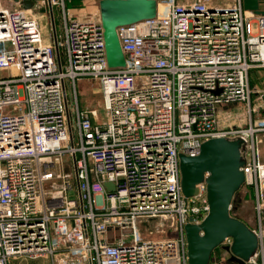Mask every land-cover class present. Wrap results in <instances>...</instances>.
I'll use <instances>...</instances> for the list:
<instances>
[{"label": "built area", "instance_id": "built-area-1", "mask_svg": "<svg viewBox=\"0 0 264 264\" xmlns=\"http://www.w3.org/2000/svg\"><path fill=\"white\" fill-rule=\"evenodd\" d=\"M44 1L58 12V58L26 10L0 5V264L64 248L83 264H189L185 228L203 223L209 201L205 181L183 194L180 155L218 138L243 140L259 240L245 264H264V123L221 128L218 118L221 105L250 102L264 15L243 0H157L155 18L117 29L126 66L110 68L101 17ZM78 79L100 82L103 124L79 108ZM148 221L174 235L144 238Z\"/></svg>", "mask_w": 264, "mask_h": 264}, {"label": "water", "instance_id": "water-1", "mask_svg": "<svg viewBox=\"0 0 264 264\" xmlns=\"http://www.w3.org/2000/svg\"><path fill=\"white\" fill-rule=\"evenodd\" d=\"M23 10H30L34 0H14ZM264 0H243L245 10L264 15L261 6ZM98 12L105 30L107 60L110 68H123L126 60L121 48L117 29L153 19L157 15V0H98ZM53 27V44L58 58L53 14L49 7ZM243 140L226 138L212 139L201 147L197 157L180 155L182 190L186 198L199 194L198 185L207 184L209 213L200 225L186 226L189 264H210L216 249L227 239L231 246L224 249L229 260L245 264L256 253L259 240L255 232L243 221L232 216L231 209L235 194L244 186L245 175L241 168L246 164L241 154ZM110 192L113 184H106Z\"/></svg>", "mask_w": 264, "mask_h": 264}, {"label": "rangeland", "instance_id": "rangeland-1", "mask_svg": "<svg viewBox=\"0 0 264 264\" xmlns=\"http://www.w3.org/2000/svg\"><path fill=\"white\" fill-rule=\"evenodd\" d=\"M229 0H213L215 5H225ZM233 0H230L232 2ZM98 0H64V7L68 14L79 20H94L100 17L97 7ZM0 4L10 10L20 9L21 6L12 0H0ZM16 4H18L16 6ZM36 4V5H35ZM97 7V13L92 12L90 8ZM96 11V10H95ZM27 16L34 19L39 27L43 39L47 43L53 41V27L51 24V18L49 15V9L47 3H37L34 0V6L27 10ZM53 20L56 35L59 34V20L58 12L53 10ZM256 31V27H254ZM257 78L250 77L251 98L250 102L245 103H232L221 105L218 110H225L228 114L224 126L247 128L249 123H264V99L261 98L264 95V69L258 70ZM256 88V89H255ZM77 89V101L79 108L86 111L93 122L103 124L107 121L106 111L103 106V95L101 91L100 82L92 79H78L76 81ZM70 87L67 88V99L70 104L69 109H72V96L70 95ZM257 109L256 113L250 114V109ZM95 113V116H94ZM222 123V121H221ZM262 140L261 151L264 147V132L260 134ZM69 199H75L76 193L74 190L69 191L67 194ZM255 203L253 201L252 191L246 187H242L234 196L231 214L234 217H238L245 222L254 226L252 221L255 220ZM157 221L144 222L140 229L144 234V238L149 239H163L174 235L167 227L160 226ZM229 256V255H228ZM213 261L216 259H225L223 264H230L226 259L227 255L224 252V245L215 250ZM83 264L81 260L74 254L69 253L67 248L61 249L54 254L53 258L44 257L38 260H29L26 258H15L9 261V264Z\"/></svg>", "mask_w": 264, "mask_h": 264}, {"label": "crops", "instance_id": "crops-1", "mask_svg": "<svg viewBox=\"0 0 264 264\" xmlns=\"http://www.w3.org/2000/svg\"><path fill=\"white\" fill-rule=\"evenodd\" d=\"M14 0H12V2H13ZM180 1H188V0H180ZM191 1H197V0H189V2H191ZM35 2H37L38 4L39 3H41V2H44V0H35ZM1 5V4H0ZM18 4H16V6H17ZM20 5V4H19ZM36 5V4H35ZM219 5V4H218ZM222 6V5H221ZM3 7V6H2ZM22 8V7H21ZM91 9V11L92 12H96L97 13V7L95 6V7H92V8H90ZM261 9L264 11V4L261 6ZM96 10V11H95ZM258 70H261V69H255V70H252L251 72H250V76H249V83H250V77L252 78V80L253 79H255V78H257L256 76H257V73H258ZM256 89V88H255ZM261 98L262 99H264V95H262L261 96ZM263 103H264V101H263ZM227 112H225V110H218V118H219V123H220V127L221 128H227V126H224V124H225V122H227L228 121V119L226 118V116L228 115V114H226ZM229 116V115H228ZM221 121H222V123H221ZM252 122H253V120H252ZM250 126V123H249V125H248V127ZM262 146V145H261ZM262 154H263V157H264V147H263V150H262ZM252 194H253V201H254V203H255V198H254V192L252 191ZM239 220H241V221H243L244 223H246L251 229H254L255 228V220L254 221H252L253 223H254V226H251L249 223H247V222H245L244 220H242V219H240L239 218ZM229 257L230 256H228L227 255V258L226 259H228L229 260ZM229 262H230V264H233V262H231L230 260H229ZM236 264V263H235Z\"/></svg>", "mask_w": 264, "mask_h": 264}, {"label": "trees", "instance_id": "trees-1", "mask_svg": "<svg viewBox=\"0 0 264 264\" xmlns=\"http://www.w3.org/2000/svg\"><path fill=\"white\" fill-rule=\"evenodd\" d=\"M236 218H238V217H236ZM239 219V218H238ZM233 264H235V263H233Z\"/></svg>", "mask_w": 264, "mask_h": 264}]
</instances>
